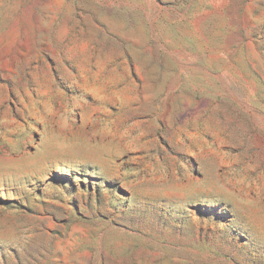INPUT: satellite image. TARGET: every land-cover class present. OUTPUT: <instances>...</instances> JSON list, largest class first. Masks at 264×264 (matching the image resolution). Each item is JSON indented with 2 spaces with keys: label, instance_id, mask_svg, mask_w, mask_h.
I'll list each match as a JSON object with an SVG mask.
<instances>
[{
  "label": "rangeland",
  "instance_id": "rangeland-1",
  "mask_svg": "<svg viewBox=\"0 0 264 264\" xmlns=\"http://www.w3.org/2000/svg\"><path fill=\"white\" fill-rule=\"evenodd\" d=\"M0 264H264V0H0Z\"/></svg>",
  "mask_w": 264,
  "mask_h": 264
}]
</instances>
